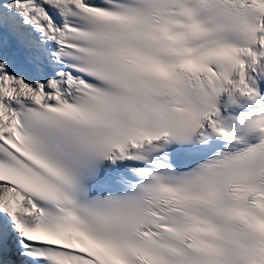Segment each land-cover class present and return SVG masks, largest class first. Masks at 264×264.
Masks as SVG:
<instances>
[{
    "label": "snow or ice",
    "instance_id": "obj_1",
    "mask_svg": "<svg viewBox=\"0 0 264 264\" xmlns=\"http://www.w3.org/2000/svg\"><path fill=\"white\" fill-rule=\"evenodd\" d=\"M0 264H264V0H0Z\"/></svg>",
    "mask_w": 264,
    "mask_h": 264
}]
</instances>
